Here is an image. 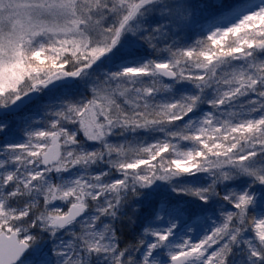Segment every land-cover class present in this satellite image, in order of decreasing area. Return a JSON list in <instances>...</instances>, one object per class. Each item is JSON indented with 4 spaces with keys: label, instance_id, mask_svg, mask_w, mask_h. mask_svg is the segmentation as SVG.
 Segmentation results:
<instances>
[{
    "label": "snow or ice",
    "instance_id": "6c2138e0",
    "mask_svg": "<svg viewBox=\"0 0 264 264\" xmlns=\"http://www.w3.org/2000/svg\"><path fill=\"white\" fill-rule=\"evenodd\" d=\"M101 261L264 264V0H0V264Z\"/></svg>",
    "mask_w": 264,
    "mask_h": 264
},
{
    "label": "trees",
    "instance_id": "16d2710c",
    "mask_svg": "<svg viewBox=\"0 0 264 264\" xmlns=\"http://www.w3.org/2000/svg\"><path fill=\"white\" fill-rule=\"evenodd\" d=\"M237 2H240V1H242V0H236ZM235 1V2H236ZM155 135H161V133H156ZM197 175H203V174H201V173H198ZM178 180H183L184 178L183 177H180V178H177ZM172 195L174 196V197H177V198H181V197H183V198H185V199H187V200H189V201H196V198L195 197H191V196H185V194H183V193H172ZM199 203H203V201H200ZM126 239H130L131 238V234L130 233H127L126 234V237H125ZM101 264H103V261H101Z\"/></svg>",
    "mask_w": 264,
    "mask_h": 264
},
{
    "label": "rangeland",
    "instance_id": "374dc122",
    "mask_svg": "<svg viewBox=\"0 0 264 264\" xmlns=\"http://www.w3.org/2000/svg\"><path fill=\"white\" fill-rule=\"evenodd\" d=\"M236 0H234V2H235ZM237 2V1H236ZM244 2V0H242V1H240L239 3H243ZM259 24V22H257V25ZM161 135H162V133H161ZM57 206H60V207H62V205H57ZM65 211L67 210V209H64ZM161 220L163 221L160 225H158V226H160V227H166V225H167V221L166 220H164V218L162 217L161 218ZM178 235V237L179 236H182V234H177ZM169 240L172 242V244L174 245V244H176V243H179V238H177V239H173L172 237H170L169 238ZM166 251H167V249H166Z\"/></svg>",
    "mask_w": 264,
    "mask_h": 264
}]
</instances>
